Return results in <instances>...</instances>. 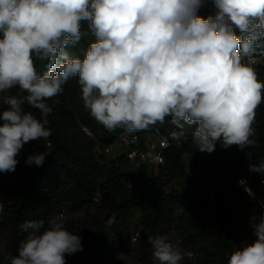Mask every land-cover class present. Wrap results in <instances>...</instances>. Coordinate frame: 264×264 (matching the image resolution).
I'll use <instances>...</instances> for the list:
<instances>
[{
    "label": "clouds",
    "instance_id": "clouds-1",
    "mask_svg": "<svg viewBox=\"0 0 264 264\" xmlns=\"http://www.w3.org/2000/svg\"><path fill=\"white\" fill-rule=\"evenodd\" d=\"M208 2L0 0V93L18 89L3 97L0 173L16 170L24 144L52 135L46 101L62 94L70 78H78L89 115L109 131L136 132L170 117L179 129L172 137L192 128L200 152H214L218 142L225 149L253 145L264 82L251 64L264 56V0H210L214 12L199 15ZM84 22L93 40L81 58L69 49L80 43ZM36 61L46 71L38 72ZM48 154H31L25 164L42 166ZM249 171L264 174V160L250 162ZM238 184L253 194L244 180ZM19 228L25 238L10 264H66V255L83 251L82 236L59 214ZM252 234L227 264H264V216ZM148 239L156 264H181L183 251L167 235Z\"/></svg>",
    "mask_w": 264,
    "mask_h": 264
},
{
    "label": "trees",
    "instance_id": "trees-1",
    "mask_svg": "<svg viewBox=\"0 0 264 264\" xmlns=\"http://www.w3.org/2000/svg\"><path fill=\"white\" fill-rule=\"evenodd\" d=\"M213 12L209 0L199 15L206 17ZM81 27L84 35L69 51L82 58L93 37L86 22ZM36 67L38 72L46 71L45 62L36 61ZM77 81L78 78H70L62 94L46 101L52 108L47 116V127L52 131L48 140L24 144L22 149L28 155L22 157L16 170L0 173V202L4 204L0 230L10 234V256L18 255L20 241L25 238L19 228L21 223L47 220L67 203L74 211L95 207L107 220L113 218L110 225L105 222L98 227L100 235H87L82 241V264L114 251L113 230L121 243L129 245L134 223L141 230L136 244L147 254L152 249L149 237L167 235L173 242L170 232L176 229L193 251L201 253L200 264H227L234 250L237 224L224 204L226 191L234 188L250 213L264 216V209L238 184L243 174L251 187L264 180V174L250 172L249 166L244 165L246 155L251 157V163L264 160V103L256 110L253 145L243 150L235 145L225 149L218 142L215 151L209 154L200 152L192 143V128L188 126L180 139H174L171 133L179 129L170 117L164 128L157 123L136 132L123 127L107 130L84 108ZM17 93L18 89H13L10 95ZM6 107L0 102V112ZM23 107L40 118L38 109L27 104ZM156 129L169 142L164 162L157 169L142 166L138 171L126 172L129 161L125 153L107 163L106 154L97 151V147H107L123 134L143 139ZM40 152L49 153L42 166L25 164L29 155ZM185 154L191 156V165L195 166L190 172L186 171ZM198 170L203 171L201 180L194 177ZM179 175L185 177L186 190H168V182ZM140 180L139 185H133Z\"/></svg>",
    "mask_w": 264,
    "mask_h": 264
},
{
    "label": "rangeland",
    "instance_id": "rangeland-1",
    "mask_svg": "<svg viewBox=\"0 0 264 264\" xmlns=\"http://www.w3.org/2000/svg\"><path fill=\"white\" fill-rule=\"evenodd\" d=\"M259 81L264 82V67L256 71ZM168 123V118L161 123L160 127L164 128V125ZM160 128V129H161ZM151 138V136H150ZM152 138L155 139L154 136ZM125 150L124 147L114 146L110 153L106 154V161L109 163L112 159H115L117 155H120ZM98 151V150H97ZM28 153L26 150L21 149L20 155L17 157L19 163L21 162L22 157L27 156ZM186 163V171L190 172L194 169V165H191V156L185 154L183 156ZM252 162L251 157L248 155L244 158V165L249 166V163ZM203 171L198 170L194 176L196 179H202ZM150 174V173H149ZM250 181L249 179H247ZM185 177L179 175L173 180H170L167 184L168 190L175 188L184 189L187 185L185 184ZM142 182L136 181L133 185H139ZM245 191V190H244ZM254 194L249 195L250 199L258 202L262 209H264V182L253 187ZM247 193V192H246ZM249 194V193H247ZM224 204L228 206L229 213L232 214L233 218L236 221V236L233 241V248L239 246L242 241H249L255 239L252 234V225L258 223L262 215L250 213L249 210L242 204L238 199V195L234 188H230L226 191L224 196ZM177 213H180V210H177ZM57 214L63 217L65 222V227L71 231L73 234H79L82 236V241L90 235H100L101 231L98 227L107 222L110 225L113 222V218L107 220L103 215H100L99 211L95 207L84 208L79 211H74L71 206L67 203H64L60 206ZM132 234L130 244L126 245L121 243L119 236L113 230V233L116 235V246L113 252H110L107 256H101L96 261L90 262L89 264H156L152 259V249L147 254L143 248L136 244V239L140 234L141 230L137 224L132 225ZM170 235L173 240L174 245H179L183 251L184 259L181 264H200L201 253L199 251H193L188 245V242L184 237L176 230L172 229ZM10 234L6 231L0 230V264H10ZM66 264H82L80 261V252H77L73 255H66Z\"/></svg>",
    "mask_w": 264,
    "mask_h": 264
},
{
    "label": "built area",
    "instance_id": "built-area-1",
    "mask_svg": "<svg viewBox=\"0 0 264 264\" xmlns=\"http://www.w3.org/2000/svg\"><path fill=\"white\" fill-rule=\"evenodd\" d=\"M253 59L255 63H252L251 66L255 71L264 67V56H255ZM243 62L248 63L249 59L245 57L243 58ZM12 90L8 93H0V102H3V97L5 95H10ZM152 136H154L155 139L152 138ZM114 146L125 148L123 153H125L129 161L126 172H135L142 166L157 169L162 165L164 162V150L169 146V142L164 139L160 131L156 129L153 133L145 135L143 139L139 135L123 134L113 144L103 148L99 146L97 150L99 154L105 155L110 153ZM240 180H244L246 182V187L250 188L254 194L253 187L250 186L245 174H243ZM261 182H264V180Z\"/></svg>",
    "mask_w": 264,
    "mask_h": 264
}]
</instances>
